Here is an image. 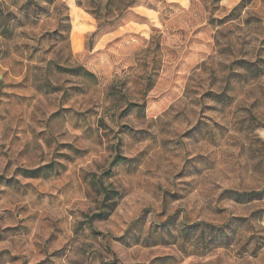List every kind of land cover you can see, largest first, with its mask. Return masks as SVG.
I'll return each mask as SVG.
<instances>
[{
    "label": "rangeland",
    "instance_id": "1",
    "mask_svg": "<svg viewBox=\"0 0 264 264\" xmlns=\"http://www.w3.org/2000/svg\"><path fill=\"white\" fill-rule=\"evenodd\" d=\"M260 34L264 0H0V264H264L259 201H248L240 216L229 218L251 233L242 243L224 239L218 228L191 251L164 245L163 251L147 246L114 251L106 243V223L84 231L85 224L104 215L102 207L93 211L90 206L95 188L89 169L96 153L89 144L99 131L96 147L107 151V108L113 102L142 101L129 102L121 116L141 109L164 133L167 125L182 123L190 95L212 94L205 86L215 83L225 60L255 67L258 61L248 50L264 55V39L253 48ZM63 112L84 117L88 125L77 149L83 154L78 170L46 171L51 163L22 166L51 147L45 130ZM221 116L218 126L226 129L221 162L197 181L190 206L176 209L207 213L217 222L228 209L202 204L200 189H220L217 179L229 181L232 157L244 161L242 167L253 176L264 171V146L225 139L229 127L244 141L253 125L264 127V81L234 89ZM150 171L132 179L126 199L112 210L116 220L125 212L146 211L141 205L151 198ZM20 175L26 182L17 179ZM253 183L245 198L264 193V185ZM234 191L223 187L213 199Z\"/></svg>",
    "mask_w": 264,
    "mask_h": 264
},
{
    "label": "clouds",
    "instance_id": "2",
    "mask_svg": "<svg viewBox=\"0 0 264 264\" xmlns=\"http://www.w3.org/2000/svg\"><path fill=\"white\" fill-rule=\"evenodd\" d=\"M247 11L244 9L245 13ZM248 38L251 39L252 36ZM260 39H264V34L257 36L253 48L258 45ZM248 51L249 57L254 62L258 61L255 67L225 60V66L218 71L215 83L205 86L212 94L204 95L203 91H199L190 95L187 111L181 118L182 123L167 125L164 133L158 131L159 122L150 117L146 119L141 109L131 108L121 116L129 102L142 101L113 102L107 108L105 119L109 120V127L104 130L108 133L104 144L107 151L96 147L102 138L99 131L95 132L89 144L96 153L95 164L89 169L94 173V177L90 179L94 180L95 188L91 195L94 203L90 206L93 211L102 207L104 215L94 220L91 226L85 224V232L92 231L97 224L106 223V243L112 245L114 251L117 248L139 249L145 246L150 251H163L161 245L173 251H191L215 236L218 228L222 229L224 239L240 243L251 235L243 231L237 220L229 221V218L240 216L248 201H259V206L264 207V193L249 198L242 195L254 186L253 181L255 184L264 185V171L257 170L260 174L253 176L247 168L242 167L244 161L236 157L231 158L233 167L229 181L217 179L215 183L221 184L220 189L211 186L200 189L202 204L209 203L215 208L228 209L219 213L223 217L221 221L211 220L207 213L176 211L190 206L189 193L197 181L203 180L221 162L218 158L221 152L219 145L226 129L218 125L222 122L221 113L227 108L228 97L233 95L234 89L241 88L252 80L264 81V55L257 56L253 49ZM77 123L80 126L74 131ZM87 127L84 117L77 116L74 112L61 113L45 130L44 139L51 143V147L43 149L42 158L22 161L21 165L40 167L51 163L52 168L46 171L63 172L65 167L77 171L78 161L83 155L77 149L87 138L84 135ZM93 128L95 129V125ZM253 128L254 130L245 133L247 141L230 127L225 139L232 141V138H235L241 143H252L255 147L264 146V127L253 125ZM77 136H80V139H77ZM257 141L260 143H256ZM231 151H238V146ZM149 169V175L154 179L148 186L151 198L141 205L146 211L142 215L125 212L116 220L112 215L113 208L126 199L132 179L143 175L145 170ZM17 179L26 182L22 175L17 176ZM223 187H233L235 191L226 192L219 201L213 199ZM113 220L114 230L111 227ZM224 224H227V227H223Z\"/></svg>",
    "mask_w": 264,
    "mask_h": 264
}]
</instances>
